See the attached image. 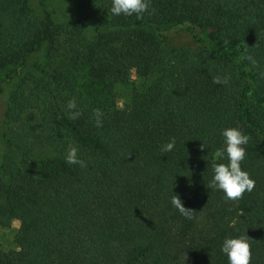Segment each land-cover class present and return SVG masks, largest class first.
Listing matches in <instances>:
<instances>
[{"label":"trees","instance_id":"16d2710c","mask_svg":"<svg viewBox=\"0 0 264 264\" xmlns=\"http://www.w3.org/2000/svg\"><path fill=\"white\" fill-rule=\"evenodd\" d=\"M28 1L0 0V71L43 44L52 53L64 32L76 47L65 69L29 73L10 94L0 229L19 226L15 249L0 243V264H227L221 242L244 233L250 264H264V0H150L141 19L111 15L110 0H65L75 10L67 27ZM182 25L193 46L163 40L160 27ZM82 67L89 97L70 77ZM131 74L138 91L118 108ZM227 127L249 137L241 168L255 181L237 201L207 187L212 166L226 163L215 152ZM171 138L173 151L161 152ZM71 146L85 167L66 164ZM171 191L189 216L170 205Z\"/></svg>","mask_w":264,"mask_h":264},{"label":"clouds","instance_id":"9594fccd","mask_svg":"<svg viewBox=\"0 0 264 264\" xmlns=\"http://www.w3.org/2000/svg\"><path fill=\"white\" fill-rule=\"evenodd\" d=\"M150 0H110L109 12L113 16H133L136 19H141L142 15L148 11ZM242 59L248 60L252 64L255 61L250 55H243ZM214 84H226L228 77L221 79L220 77L213 78ZM76 107L75 101H69L67 108L69 109V118L76 119L79 111H71ZM96 117V127L101 126L99 109L93 110ZM220 136L223 139L222 148L216 149L215 156L220 163H215L212 166L211 179L207 187L212 190L223 193L225 200L237 201L247 191L251 192L255 186V181L249 176L247 171L242 170L241 162L245 158V147L249 141V137L242 133L238 128L227 127L220 131ZM176 141L175 138L169 139L168 142L160 146V151L163 153L173 151ZM201 150L205 148L200 145ZM65 162L68 165H79L85 167V162L78 157V149L71 146L65 154ZM170 205L175 208L181 215L189 216L191 210H186L182 206L179 194H173L171 191L169 197ZM236 221L230 222V227L235 225ZM220 253L226 257L227 264H250L251 252L249 239L245 233L237 236H226L220 244Z\"/></svg>","mask_w":264,"mask_h":264},{"label":"rangeland","instance_id":"374dc122","mask_svg":"<svg viewBox=\"0 0 264 264\" xmlns=\"http://www.w3.org/2000/svg\"><path fill=\"white\" fill-rule=\"evenodd\" d=\"M29 7L33 14L39 18L48 15L54 25L67 27L75 17V10L71 3L65 0H29ZM160 34L163 40L176 47H187L195 44L193 33L185 26L160 27ZM96 33L94 29H87L83 35L91 38ZM69 47H76V37L68 33H62L58 39L57 48L52 53L48 51V45L43 44L36 52L26 60L7 70L0 71V165L4 153V143L1 138L4 113L7 108L11 92L14 90L19 79L29 73L41 70L50 71L56 66L66 68V56L69 54ZM71 78L75 79L77 91L85 97H89V90L85 87L87 82L86 68L72 70ZM128 85L119 86L116 89V106L121 108L139 88L140 81L131 74ZM98 86H96V89ZM92 95L95 92L92 91ZM19 226L18 221H13L6 229H0V243L4 251L15 249L13 238Z\"/></svg>","mask_w":264,"mask_h":264}]
</instances>
